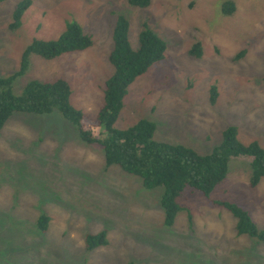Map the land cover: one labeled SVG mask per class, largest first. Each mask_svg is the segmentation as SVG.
Masks as SVG:
<instances>
[{
	"label": "rangeland",
	"instance_id": "374dc122",
	"mask_svg": "<svg viewBox=\"0 0 264 264\" xmlns=\"http://www.w3.org/2000/svg\"><path fill=\"white\" fill-rule=\"evenodd\" d=\"M23 1L0 0V77L19 70L34 39L57 40L68 23L81 27L92 46L51 61L30 55L14 95L32 81L63 79L71 106L94 119L114 72L108 58L122 15L133 50L145 25L166 52L129 86L115 129L148 120L156 126L154 142L207 155L235 127L242 144L264 148V0H151L146 9L126 0H28L13 29ZM226 2L235 6L230 16L222 13ZM196 43L200 57L189 53ZM104 166L102 150L83 143L57 110L14 114L0 131V264H264V243L238 236L232 214L209 202L237 205L264 231V178L250 187L248 161L231 160L209 199L187 190L168 228L163 188L145 190L138 178ZM41 215L49 219L44 233L36 226ZM102 231L107 244L87 252L86 236Z\"/></svg>",
	"mask_w": 264,
	"mask_h": 264
},
{
	"label": "trees",
	"instance_id": "16d2710c",
	"mask_svg": "<svg viewBox=\"0 0 264 264\" xmlns=\"http://www.w3.org/2000/svg\"><path fill=\"white\" fill-rule=\"evenodd\" d=\"M126 2L138 9H146L151 4V0ZM30 4V1L25 0L15 6L11 24L13 29L20 27L22 16ZM234 11L233 3L222 5L225 16L232 15ZM128 30V20L122 15L117 16L112 32L113 49L108 58L114 72L104 82L103 105L94 119H89L71 106V89L63 79L49 84L32 81L21 95L13 94V82L27 71L30 55L51 61L92 46L91 38L75 23H68L64 34L57 40L34 39L21 57L19 70L9 77H0V131L16 113L47 115L57 110L66 122L75 127L83 143L96 145L102 150L105 169L118 167L125 174L138 178L145 190L163 188L160 207L167 228L173 226L177 214L183 210L178 204L182 195L189 190L190 193L199 192L209 199L213 190L226 179L231 160L248 161L252 170L249 185L251 188L258 186L264 178V148L256 142L242 144L235 127L227 128L222 133L220 145L207 155L181 145L154 142L156 126L148 120H139L124 130L114 128L129 86L154 64L163 61L166 52L164 41L145 25L138 34V48L133 50L128 40ZM189 53L200 57V44H194ZM243 55L241 52L239 56ZM216 99V88L212 87L210 103L214 104ZM209 202L232 214L238 236H248L264 243V231L257 229L242 208L227 202ZM48 222L49 219L41 215L36 223L38 230L44 233ZM106 244L104 231L85 238L87 252Z\"/></svg>",
	"mask_w": 264,
	"mask_h": 264
}]
</instances>
